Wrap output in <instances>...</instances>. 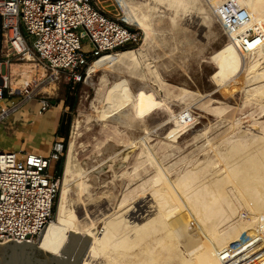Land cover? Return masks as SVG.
<instances>
[{
    "label": "bare ground",
    "instance_id": "1",
    "mask_svg": "<svg viewBox=\"0 0 264 264\" xmlns=\"http://www.w3.org/2000/svg\"><path fill=\"white\" fill-rule=\"evenodd\" d=\"M197 2L198 0H123V5L127 13L122 21L130 25V27L144 30L148 34L144 35L140 46L132 47L122 53L120 52L122 50L113 52H120L117 56L105 55L96 60L93 65L94 68L105 73L117 68L125 76H133L138 66H142V60L146 58L147 51L153 46L158 35L157 28L166 19L170 21L171 25L176 26L179 18H197L200 20V25L207 32L212 31L214 24L211 21V17L205 9L201 10L197 8ZM228 7L236 9L235 12L240 13L241 20L244 21L242 33H240L238 38L236 37L239 44L234 40L223 48L220 53L218 52L219 54L214 53L210 57L209 63L213 64L216 69L228 67V69L236 71L238 64L236 55H239V51L242 50V55H240L243 57V54L246 52H243V50L246 48L249 51L250 46L247 45L255 42L254 44H257L261 48V51L257 54L258 58L255 62H252L253 65H251V69L248 71H259L257 68L261 64H264V0H232L227 5L223 3L221 10L227 9ZM210 8L212 9V7ZM186 43L190 44V40L187 39ZM225 56L230 60L231 58L234 59V62L231 61L232 64H227L224 60ZM262 57L263 63L260 60ZM10 74L12 77L11 85L18 87L21 93L26 94L34 91L38 85V80L46 76L44 69L35 63H24L23 65L13 64L10 67ZM106 76L102 78L103 89L109 85ZM157 77L159 78L158 75ZM224 78H227L226 75ZM254 78L261 80L264 78V74L255 75ZM159 79L162 81L161 78ZM51 82L52 80L41 89L45 92ZM122 82H128V79H121L113 83L110 91H107V93H113L114 90L118 96V88ZM42 83L44 82H41L39 85ZM164 89L166 90V88ZM181 91L183 100L194 97L192 93H188L184 89ZM100 93L103 95L102 91ZM165 95L169 96L170 94L167 92ZM29 99L28 104H35V101L31 98ZM107 100V98H104L102 109L100 111L95 110L96 115L91 120L104 124L105 128L108 127L106 130L113 133L114 138L120 137L122 136V132L118 129V125H127L126 122L129 116L128 114L120 113V106H122L119 105L120 99L116 98V100H112L113 106L111 108H108L111 104ZM95 102H102L101 97L97 96ZM34 104L31 105L34 106ZM198 107H202L203 112H207L206 115H214L217 118L223 113L221 109H210L204 107V104ZM93 108L95 109L94 103ZM125 109L127 108L125 107ZM52 111L58 113L55 109ZM262 113H264V109ZM189 114H191L189 109H185V111L173 117L172 122L178 123L179 129L169 134L167 139H177L185 136L184 134L193 125V123L189 122V117L187 116ZM5 116L7 114L2 117ZM137 117L138 122L141 121V116ZM53 118L57 117L54 116ZM34 125H38L36 121ZM80 126V122H75L72 126L69 142L71 147L66 151L64 174L59 181L60 193L57 199V218L42 233L44 235L40 248L43 251L58 255L71 231L91 238L88 252L81 264H225L221 258L227 256V254L229 258H232L231 262L227 264H264V233L257 231L255 235L251 236V233H248L250 232L249 229L251 230L248 224L234 222L235 218L238 217L236 202L240 205L243 203L246 208L253 210L252 212L258 214L259 219L261 216L264 217V124L259 127L262 137L253 135L247 140L245 136H240L239 140H230L227 144L228 146L223 150H219L217 147L210 145V150H212V154L216 158L208 159L199 166L193 164L195 165L193 167H197L192 170H186L180 175L177 174L175 181H172V183H169L172 180V168L175 164H179V162L168 167L166 165H168L172 157L169 156L170 154L165 155L163 159L157 157L155 148L150 145L152 131L150 132L145 127V131H147L146 136L141 138L139 136L137 139L134 137L135 140L129 139L123 142L126 150L140 151V154L136 155L135 158L131 157V154L122 158V167L123 164L130 165L132 160L135 161V164L132 167V172H127V168L122 169L121 180L122 183L127 182L128 185L131 183L136 184L143 180L144 174L149 171L147 173L149 176H152L149 181L153 185L151 194L146 196L147 192L145 193L143 192L145 190H143L142 193H138L139 195L136 196L137 194L134 192V195L136 194L135 196L140 198L136 200L135 207L132 208V213H129V218L133 222L131 223L129 221L128 224L132 225H127L119 220H110L108 223L106 222L102 233L100 230L98 231V227H96L94 222H92V226L89 228H80L79 218L76 217L69 207L68 198L71 192L69 189L71 179L78 171L77 167L79 168L81 165L78 166L75 156V145L77 143V136L80 133ZM131 126L133 127L134 123ZM157 129H161V126L155 130ZM205 136L206 132H201L194 140ZM168 146L169 148L165 146L162 149L159 147L156 149L164 151L173 150L171 145ZM69 161L72 164V166L70 165V169ZM218 161L219 163H217ZM114 162L116 161L114 160ZM152 163H157V167L160 166L161 170L157 167L160 171L156 170ZM73 164L77 167H74ZM214 165L216 166L214 167ZM210 172H213V178L210 177L207 182L202 183L201 180L206 179L205 176ZM87 186L83 181L76 183V188L79 189L80 195L86 192L88 189ZM134 190L136 189L134 188ZM230 194L235 198L232 199ZM151 197L152 202L151 200L149 201ZM153 201L154 204L155 202L157 203V206L153 204ZM124 208L121 207V209ZM118 209L120 210V208ZM99 210H101V207ZM259 219L257 218V220ZM259 229L264 231V228L260 227V225L258 227Z\"/></svg>",
    "mask_w": 264,
    "mask_h": 264
},
{
    "label": "rangeland",
    "instance_id": "2",
    "mask_svg": "<svg viewBox=\"0 0 264 264\" xmlns=\"http://www.w3.org/2000/svg\"><path fill=\"white\" fill-rule=\"evenodd\" d=\"M224 1L227 4L232 2V0H198L197 2V8L201 10L205 9L211 17V21L214 25L212 27L213 30L210 32H207L200 25V20L197 18H179L176 26L171 25L170 21L167 19L163 21L157 28L158 35L156 36L153 46L149 48L146 58L142 60V66H138V69L134 71L135 74L131 77L125 76L122 74L120 69L117 68L107 73L100 70L98 71L93 66L96 62L95 60L89 64L79 81L69 82L66 79V76L63 75L59 81H52L47 90L44 92L41 88L50 82V73L48 70L42 64L35 62L33 56H28L24 62H15L16 65L35 63L44 69L46 76L38 80V85L34 91L31 90V95L28 98L24 95L26 93H21L18 87L11 85L14 95L9 97L8 92H12V90L7 91L5 95L8 101H6L3 105L8 108L12 103L11 105L15 104L18 105V107H22L23 105H27V101L31 98L35 101V104L31 103L34 104V106L32 105L33 108L37 109L36 102L43 97L47 98L51 103L57 102L58 104L55 106L52 103L53 106L51 107L58 111V113L53 112V109L50 108L51 110H49L48 115L45 118L42 117L43 120L38 114L35 117L27 116L29 120L31 118V121L33 120V122L36 121L38 123V125L34 127L39 130L37 138L35 140H31L32 142L39 141L42 144V147L36 151L32 148L35 152L39 151L37 153L47 155L50 150V144L44 141L46 139H53L54 133L56 132L55 126L59 116L61 115V121L59 123L60 126L64 115H66L67 120L64 136L58 133L60 127H58L56 133V138H63L64 140V154H66L67 149H70L71 147L69 142L71 138L72 126L75 122H80V133L76 139L77 143L75 145V156L78 166L80 164L81 165L78 168L73 164L74 167H77L78 171L71 179V185L69 187L71 192L69 193L68 198L71 211H73L76 217L79 218L80 228H89L92 226V222H94L96 227H98V231L100 230L102 233L106 222L108 223L110 220H119L127 225H132L128 224L129 221L131 223L133 222V220L129 218V213H132V208L135 207L136 200L140 198L136 196L139 195L138 193H142L143 190H145L143 192H147L146 196H148V194H151V188L153 185L150 184L149 181L152 177L147 173L149 171L144 174V179L136 184L131 183L128 185L127 182L122 183V169L127 168V172H132V167L135 164V161L132 160L130 165L123 164L122 167V158L128 154H131V157L135 158L136 155L140 154V151L136 152L134 150H126L123 146V142L129 139L133 140L134 137L137 139L139 136L140 138L146 136L147 131H145V127L148 128L150 132L152 131L150 136V145L155 148L157 157L163 159L165 155L170 154L169 156L172 157L170 160L171 162L169 161L168 165H166L168 167L179 162V164H175L172 168L173 175L171 176L172 180H170L171 182L169 181V183L175 181L177 174L180 175L186 170H192L208 159L216 158L214 154H212V150H210V145L217 147L219 150H223L228 146L227 144L230 140H239L240 136H245V139L247 140L253 135L262 137L259 127L264 124V113H262V110L264 109V78L256 80L254 77L255 75L264 74V64H261L257 68L259 71L251 70V72H249L251 65H253L252 62H255L258 58L257 54L261 51V48L257 46V44H254V42L253 44L247 45L250 46L249 51H247L246 48L243 50V52L246 51L243 54V57L241 56L242 50L239 51L241 54H239L240 57L239 55H236L238 61L237 72L228 69V67L216 69L213 64L209 63L210 57L214 55V53L219 54L223 48L232 43L234 40L237 44H239L237 38L242 32H240L237 24L239 22H243L238 24L241 25V30L244 26V21L241 20V14L237 13V11L235 12L236 9H233V7H228L227 12L228 14L235 15V17H237V24L234 19L226 21V18L224 17L226 9L221 10V5L223 3L224 5H227ZM97 2L101 10L109 16L119 20H123L127 13V10L123 5V0H97ZM210 7H212L213 10ZM138 30L142 35L143 41L144 35L148 33L141 29ZM80 32H82V30ZM187 39L190 40V44L186 43ZM82 43L84 52L90 53L93 51V45L88 37H82ZM140 44L134 47H138ZM130 48L132 47L125 50ZM125 50L120 52L122 53ZM120 52L109 55L117 56ZM262 59L263 57L260 58L262 61L261 63H263L264 60ZM224 60L227 64H232V62H234V59L231 58L230 60L226 56ZM157 75L162 79V81L157 77ZM225 75L227 78H224ZM104 76H106L109 85L107 88L105 87L103 89L102 78ZM119 79H128V82H122L121 85H119V95L117 96L114 90L113 93H107V91H110L111 85L120 81ZM160 81L163 84H161ZM41 82H44L45 84L42 83L39 85ZM162 86L166 88V90ZM183 89L184 91H188V93H192L194 97L183 100L181 91ZM101 91L103 92V95L100 93ZM166 91L170 94L169 96L167 95L168 98L165 95V93L167 94ZM97 96L101 97L102 102H95ZM104 98H107V102L111 104L108 108L113 106L112 100H116V98L120 99L119 105H122L120 106V113H124L126 115L128 114L129 119L131 120V122L129 119L127 120V125H118V129L122 132V136L120 137L114 138L113 133L106 130L108 127L105 128L104 124L93 122L91 120L96 115L95 110L100 111L102 109ZM130 98L132 99L131 102ZM67 102H70L69 105L66 104ZM93 103L95 105V109L93 108ZM203 104L204 107H208L210 109L223 110V113L220 115L223 117L221 118L219 116V118H217L214 115H206L207 112H203L202 107H198ZM125 107L127 109H125ZM28 109L30 111V106H28ZM185 109H189L191 112V114L187 116L189 117V122L193 123V127L191 126V128L188 129V132L184 134V137L167 139L169 134L179 129V124L172 122L173 117L178 113L185 111ZM20 116L21 113H17L14 116L11 115V118L20 119ZM54 116L57 118H53ZM137 116H141V121H139L140 123L138 122ZM51 119H53L52 122ZM2 122L6 124L7 120L5 119ZM133 123L135 127L131 126ZM87 124L88 126H86ZM45 125L48 126L45 128ZM68 126L69 131L67 129ZM159 126H161V129L155 130ZM26 129L29 130L27 127ZM201 132H206V136L201 137L198 140H194L197 135L201 134ZM7 133L9 137H13L15 135L14 131L7 130ZM22 133V131L18 132L15 135L14 140L12 138L7 139L4 146L8 147L15 140L20 142ZM130 133L133 134L131 135ZM168 145H171L173 150H160L165 146L169 148ZM158 147L160 149H156ZM114 160L116 162H114ZM59 162H54L52 164L50 172L51 174L56 175V178L60 181L61 178L59 177L58 167ZM217 163H219V161ZM156 164L157 163H152L153 167L156 170H161V167H157ZM193 164H197V166L193 167L195 166ZM70 165L72 166L69 161V169ZM215 166L216 165H214V167ZM205 177L206 179L201 180L202 183L205 181L207 182L210 177L213 178V172L208 173ZM78 181H83L86 185H88V189L82 195H80L79 189L76 188V183ZM134 188L136 190L133 191ZM134 192L137 194H135L136 196L134 195ZM230 197H232V194H230ZM234 198L235 197H232V199ZM133 199L135 202L132 201ZM238 199L241 200L239 197ZM150 200L152 202V197L149 201ZM236 204L238 217L235 218L234 222L248 224V227L251 228L248 233H251V236L255 235L257 231L264 233L263 230H258L259 225L264 228V217L261 216L259 219L258 214H255L252 212L253 210L246 208L243 203L240 205L236 202ZM154 205L157 206V203L155 202ZM100 207L101 210H99ZM121 207L124 209H121ZM118 208H120V210ZM253 215L254 217H252ZM257 218L260 221L257 220Z\"/></svg>",
    "mask_w": 264,
    "mask_h": 264
},
{
    "label": "built area",
    "instance_id": "3",
    "mask_svg": "<svg viewBox=\"0 0 264 264\" xmlns=\"http://www.w3.org/2000/svg\"><path fill=\"white\" fill-rule=\"evenodd\" d=\"M225 12L226 21L234 19L237 24L235 15ZM129 27L101 10L97 0H0L1 114L19 108L15 104L6 110L3 107L8 101L6 92L12 90L9 68L15 62L33 56L48 70L50 81H59L64 75L69 82H77L92 61L140 44L139 30ZM85 36L93 45L90 53L83 50ZM8 95L12 97L14 91ZM36 106L35 115L42 116L53 105L43 97ZM64 148L63 138L55 134L46 156L0 151V244L36 242L52 222L60 187L50 170L60 161ZM221 260L227 264L232 258L227 254Z\"/></svg>",
    "mask_w": 264,
    "mask_h": 264
},
{
    "label": "water",
    "instance_id": "4",
    "mask_svg": "<svg viewBox=\"0 0 264 264\" xmlns=\"http://www.w3.org/2000/svg\"><path fill=\"white\" fill-rule=\"evenodd\" d=\"M129 29L131 31L135 30L132 27H129ZM52 103L57 105V102ZM66 120L67 117L64 115L60 126L62 134L65 133ZM67 129L69 131V126ZM65 156L63 154L59 162V177L61 179L64 174ZM57 205L58 200L55 204L53 220L57 218ZM43 235L41 234L36 242H18L12 240L5 244H0V264H81L91 243L90 237L70 231L63 248H61L60 253L57 255L47 253L40 248Z\"/></svg>",
    "mask_w": 264,
    "mask_h": 264
},
{
    "label": "crops",
    "instance_id": "5",
    "mask_svg": "<svg viewBox=\"0 0 264 264\" xmlns=\"http://www.w3.org/2000/svg\"><path fill=\"white\" fill-rule=\"evenodd\" d=\"M9 70H10V68H9ZM28 106H30V108H31L30 111L28 109ZM3 107L6 110V106L3 105ZM9 107H12V105L10 104ZM33 109L34 108H33L32 105L27 104V105H23L22 107L12 109L11 110V114L9 113L5 117H2L4 114H0V117H1L0 119H3V120L6 119L7 120L6 124L2 122L3 120H0V127H1V130H0V151H13V152H20V153L32 152V153L39 154V153H37L39 151H37V152H35V151L37 149H40L42 147V144L39 141L32 142V140H31V139L35 140L37 138L39 130L37 128H34L35 125H34L33 120L31 121V118H30V120L27 118V116L28 117L29 116L30 117L31 116H33V117L37 116V114L35 115V111ZM14 110H15V112H14ZM18 112L21 113L20 119L11 118V115L14 116ZM48 113H49V111L46 112L44 115H42L41 119L43 120V118H45L48 115ZM60 116H59V119H58L57 124L55 126L56 132L54 133V136L57 133L58 127L61 126V125L59 126V123L61 121V117ZM36 124H38V123L36 122ZM46 126H48V125H45V127ZM26 127L29 128V130L26 129ZM7 130L8 131H14L15 135L18 132L22 131L23 133H22V137L20 139V142H17L15 140L8 147H5L4 143H5V141L7 139H9V138L10 139L12 138L13 140L15 139V135L13 137H9V135L7 133ZM53 140H54V137H53V139H50V140L46 139L44 141V142L50 144L49 152L52 149ZM32 148L35 149V151ZM48 153H47V155H48ZM39 155H42V154H39ZM42 156H46V155H42Z\"/></svg>",
    "mask_w": 264,
    "mask_h": 264
},
{
    "label": "trees",
    "instance_id": "6",
    "mask_svg": "<svg viewBox=\"0 0 264 264\" xmlns=\"http://www.w3.org/2000/svg\"><path fill=\"white\" fill-rule=\"evenodd\" d=\"M72 101H73V98H72ZM69 103H70V102H67L66 104L69 105ZM68 105H67V106H68ZM58 133L64 136V134H62L60 130L58 131ZM63 136H62V137H63ZM58 167H59V164H58Z\"/></svg>",
    "mask_w": 264,
    "mask_h": 264
}]
</instances>
